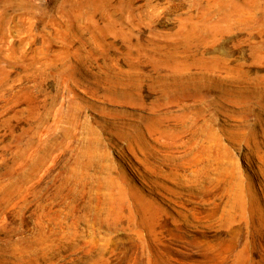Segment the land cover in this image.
<instances>
[{
  "label": "rangeland",
  "instance_id": "obj_1",
  "mask_svg": "<svg viewBox=\"0 0 264 264\" xmlns=\"http://www.w3.org/2000/svg\"><path fill=\"white\" fill-rule=\"evenodd\" d=\"M0 264H264V0H0Z\"/></svg>",
  "mask_w": 264,
  "mask_h": 264
}]
</instances>
